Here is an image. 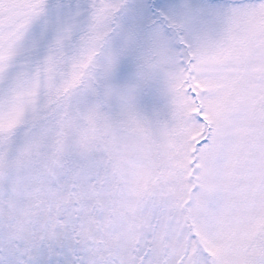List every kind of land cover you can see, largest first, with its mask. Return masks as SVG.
Returning a JSON list of instances; mask_svg holds the SVG:
<instances>
[{
	"label": "snow or ice",
	"instance_id": "snow-or-ice-1",
	"mask_svg": "<svg viewBox=\"0 0 264 264\" xmlns=\"http://www.w3.org/2000/svg\"><path fill=\"white\" fill-rule=\"evenodd\" d=\"M0 264H264V0H0Z\"/></svg>",
	"mask_w": 264,
	"mask_h": 264
}]
</instances>
